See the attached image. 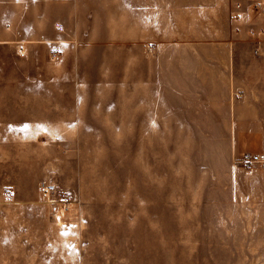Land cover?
Masks as SVG:
<instances>
[{
    "label": "rangeland",
    "instance_id": "374dc122",
    "mask_svg": "<svg viewBox=\"0 0 264 264\" xmlns=\"http://www.w3.org/2000/svg\"><path fill=\"white\" fill-rule=\"evenodd\" d=\"M184 3L145 41L84 17L0 47V264H264V167L233 163L236 90L214 79L264 64L244 41L236 64L166 50L159 18H230L232 0Z\"/></svg>",
    "mask_w": 264,
    "mask_h": 264
},
{
    "label": "crops",
    "instance_id": "0c3cea01",
    "mask_svg": "<svg viewBox=\"0 0 264 264\" xmlns=\"http://www.w3.org/2000/svg\"><path fill=\"white\" fill-rule=\"evenodd\" d=\"M184 1L0 0V47L9 42H22V39L17 38L19 35L38 36L41 33L45 34L44 31L40 30V27L46 20H51L55 28L60 27L61 22L64 28L69 30L68 34H75L74 31L70 30L71 28L68 29L69 25L63 20H81L84 17L108 18V20L109 18H125L128 20L129 38L133 41H145L152 35L154 25L152 12H184ZM109 12L110 15L107 14ZM203 12L207 11H198L194 13V16L188 18L182 17L180 13L172 19L163 20L165 18H159L161 21H157V23L161 27L155 35L160 38H168V41L163 43L167 45L166 50L230 51L235 64L241 63L240 58H238L239 54L236 52L241 48L243 49V46L238 42L244 41L249 47L248 50L255 56L249 61L255 65L264 64V49L256 53V45L247 39L245 32L241 34L232 32L229 17L227 20L226 16L217 12ZM121 24L123 23L114 21L111 22V27ZM227 24L230 28H227ZM164 27L169 30L165 31ZM230 34L239 36V40L230 38ZM185 37H189L191 41H185ZM22 45H18V51ZM1 79L0 77V81ZM214 79L219 83H227L229 89L235 88L236 90L231 91L227 104L231 118V150L233 154L239 155L247 151L264 152V68L259 71H240L233 73V75H224ZM15 125L17 130L19 125ZM6 128V124L0 121V132L7 130ZM19 130L23 131L22 129ZM20 136L22 137L23 134L21 133ZM3 140H5V132ZM1 145L2 134L0 133Z\"/></svg>",
    "mask_w": 264,
    "mask_h": 264
},
{
    "label": "built area",
    "instance_id": "2783aa9c",
    "mask_svg": "<svg viewBox=\"0 0 264 264\" xmlns=\"http://www.w3.org/2000/svg\"><path fill=\"white\" fill-rule=\"evenodd\" d=\"M231 31L236 34L245 32L247 39L253 42L255 52L264 49V0H232L231 4ZM20 54H24V48H20ZM234 163L242 167H264V152H242L234 158ZM40 189L44 194H50L55 185L43 181ZM10 195L11 191H7Z\"/></svg>",
    "mask_w": 264,
    "mask_h": 264
}]
</instances>
